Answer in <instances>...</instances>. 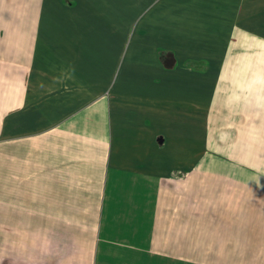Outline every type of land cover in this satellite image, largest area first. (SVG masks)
Returning <instances> with one entry per match:
<instances>
[{"label":"crops","instance_id":"1","mask_svg":"<svg viewBox=\"0 0 264 264\" xmlns=\"http://www.w3.org/2000/svg\"><path fill=\"white\" fill-rule=\"evenodd\" d=\"M0 264H264V0H0Z\"/></svg>","mask_w":264,"mask_h":264}]
</instances>
